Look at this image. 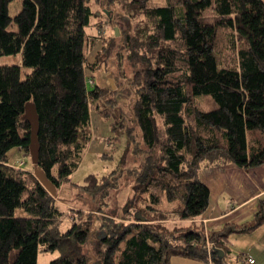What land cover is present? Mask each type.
Segmentation results:
<instances>
[{"label": "trees", "instance_id": "trees-1", "mask_svg": "<svg viewBox=\"0 0 264 264\" xmlns=\"http://www.w3.org/2000/svg\"><path fill=\"white\" fill-rule=\"evenodd\" d=\"M12 1L0 0V57L19 58V66L0 67V264H36L38 253L53 252L48 264H168L171 256L219 264L211 247L227 264L231 230L204 234L179 221L206 209L204 168L264 164L263 0H21L9 17ZM116 11L131 31L113 26ZM110 65L129 92L138 165L123 174L129 185L118 186L114 172L85 178L94 210L64 208L8 152L28 156L22 115L30 103L36 166L57 192L90 139V103L98 110L112 89L109 81L90 89V80L104 79ZM23 68L30 73L21 78ZM124 187L130 195L117 208L107 198ZM262 224L259 208L241 228Z\"/></svg>", "mask_w": 264, "mask_h": 264}, {"label": "rangeland", "instance_id": "rangeland-1", "mask_svg": "<svg viewBox=\"0 0 264 264\" xmlns=\"http://www.w3.org/2000/svg\"><path fill=\"white\" fill-rule=\"evenodd\" d=\"M159 3V0H154ZM21 0H13L7 6V13L9 17H13L20 9ZM91 10H94V6H91ZM115 24L114 27L119 26L121 28L127 27L131 31V21L122 12H115ZM112 28L107 27L103 30V36L108 39L111 35ZM90 34H94V31L90 30ZM97 35L98 32L96 31ZM18 63L17 56H2L0 57V67L15 65ZM110 73L104 79L102 77L94 78L90 80L88 88H92L94 85L106 88L107 82L111 80L112 89L110 92L103 93L100 99L96 102L98 110L94 109L90 103L89 107V136L90 139L79 155L76 168L68 176V181L61 183L58 189L57 201L61 203L63 201L66 205L94 210L93 199L94 196H90L84 193L81 189L85 185V178L88 176H94L100 178L106 176L111 172H114L120 177L116 179L119 185L124 181L129 185V179L123 174L128 169H133L138 165V157L133 155L132 147L136 143H140V133L135 123L129 117L126 102L129 97L128 89L121 83V79L118 78L117 67L115 65L108 66ZM121 71L124 74L128 73V68L124 62L121 64ZM30 69L23 68L20 72L21 78L25 74H29ZM96 81V82H95ZM8 158L15 163L22 159L24 164L23 168L31 170V163L29 156L20 153L18 150H11L8 152ZM55 172V169L52 170ZM88 195V196H87ZM130 192L127 187L120 188L113 192L107 201L109 200L112 205L117 208H123L126 203L125 200L129 197ZM65 205V204H64ZM65 208V207H64ZM112 207L104 213L110 214ZM111 210V211H110ZM16 215H21L22 211L15 210ZM62 222L64 227L67 224ZM66 225V226H65ZM83 252L92 251V245L89 244L83 247ZM57 252L41 254L36 256V264H48V262L57 257Z\"/></svg>", "mask_w": 264, "mask_h": 264}, {"label": "crops", "instance_id": "crops-1", "mask_svg": "<svg viewBox=\"0 0 264 264\" xmlns=\"http://www.w3.org/2000/svg\"><path fill=\"white\" fill-rule=\"evenodd\" d=\"M88 35H92L90 31ZM15 65L19 66V58ZM11 162L15 165V161ZM24 170L28 171L25 168ZM199 179L208 190L206 209L192 222L179 223L194 224L200 227L204 234L231 230L224 243L225 249L229 252L226 262H235L239 256L242 259H251L252 264H264V224L251 230L241 228L251 222L259 208L264 212V164L251 169H241L230 163L206 167L200 172ZM57 192L55 191L56 198ZM57 203L65 208L74 209L63 201ZM79 209L84 212L89 210L84 207ZM168 264L210 263L171 256Z\"/></svg>", "mask_w": 264, "mask_h": 264}, {"label": "water", "instance_id": "water-1", "mask_svg": "<svg viewBox=\"0 0 264 264\" xmlns=\"http://www.w3.org/2000/svg\"><path fill=\"white\" fill-rule=\"evenodd\" d=\"M116 34V31H115ZM109 84L111 85V80H109ZM112 88V85H111ZM23 120H25L28 124V145H27V153L30 158L32 174L35 179L39 182L42 188L48 192L51 197H55V188L48 181L44 173L39 170L36 166L37 154H38V143L36 139V134L38 130V117L35 112V108L32 104L27 103L24 105L23 109ZM209 252L215 256L216 261L221 264L223 253L222 251L216 248H210Z\"/></svg>", "mask_w": 264, "mask_h": 264}, {"label": "built area", "instance_id": "built-area-1", "mask_svg": "<svg viewBox=\"0 0 264 264\" xmlns=\"http://www.w3.org/2000/svg\"><path fill=\"white\" fill-rule=\"evenodd\" d=\"M23 165V160L18 161L17 166L18 168L22 167ZM228 264H252L253 261L251 259H242L239 258L237 261L232 262V261H227Z\"/></svg>", "mask_w": 264, "mask_h": 264}]
</instances>
